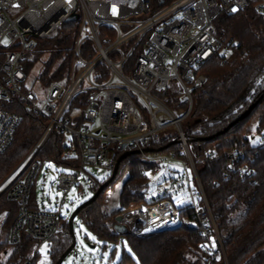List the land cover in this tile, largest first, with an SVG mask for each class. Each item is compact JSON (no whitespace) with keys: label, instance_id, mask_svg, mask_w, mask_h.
Masks as SVG:
<instances>
[{"label":"built area","instance_id":"2783aa9c","mask_svg":"<svg viewBox=\"0 0 264 264\" xmlns=\"http://www.w3.org/2000/svg\"><path fill=\"white\" fill-rule=\"evenodd\" d=\"M247 10L264 20V0H0V154L15 142L22 110L46 122L31 151L0 183V196L6 194L21 205L10 241L17 244L26 233L37 240L28 248L33 257L43 252L49 256L51 239L62 232L67 220L65 204L72 190L79 189V197L85 189L95 194L111 179L123 154L139 151L143 160L159 163L149 172L156 178L155 185L160 180L173 182L170 164H181L192 202L187 205L180 199L183 205L177 207L165 199L124 211L122 223L128 233L142 237L175 230L183 225L182 210L190 208L199 219L200 252L228 264L183 123L194 112L195 90L207 82L204 65L225 44L220 19ZM72 16L76 19L71 21ZM67 22L75 24L72 45L65 52L67 67L55 71L57 78L46 84L43 65L50 56L37 66L34 61L46 53L41 41L53 37ZM29 79L33 87L27 86ZM172 86H178L190 103L184 116L176 115L166 103ZM140 109L148 112V118ZM53 136L62 138L61 154L57 160L40 158ZM164 140L169 148L146 152L165 147L154 146ZM174 146L179 149L166 152ZM247 147H233L229 171L238 168L244 178H251L256 169L241 163ZM254 147L264 148V138ZM69 160L76 164H66ZM248 160L251 164L255 159L249 156ZM89 166L109 172L100 179L88 172ZM51 171L58 203L30 209L35 179L40 173L46 179ZM111 198L107 191L105 202ZM67 212L72 208L67 207ZM28 258L25 264H31Z\"/></svg>","mask_w":264,"mask_h":264},{"label":"trees","instance_id":"16d2710c","mask_svg":"<svg viewBox=\"0 0 264 264\" xmlns=\"http://www.w3.org/2000/svg\"><path fill=\"white\" fill-rule=\"evenodd\" d=\"M74 26V23L67 22L53 37L41 41L42 51L48 52L50 56L43 65L44 83L55 80L57 70L59 72L67 67L69 57L66 53L72 45ZM219 33L223 35L225 44L218 56L203 67L207 82L194 92V119L187 125L186 134L223 238L229 264H264V148L252 144L253 132L264 130V20L253 10H247L239 16L225 15L219 21ZM222 51L230 52L231 55H222ZM255 103L257 106L247 118L236 123L227 133L218 135ZM21 113L23 119L15 142L5 153L0 154V183L30 152L44 130V119L28 110H22ZM208 137L212 138L208 141L199 140ZM61 143L62 138L53 136L40 158L57 160L61 154ZM168 143L164 140L154 146L166 147ZM237 144L242 149L244 145L248 146L244 148L246 157L241 163L248 162L256 169L254 177L244 178L238 168L229 171L233 162L232 149ZM173 149L179 147L174 146L166 151ZM210 153L213 155L209 156ZM249 156L255 159L254 163L250 164ZM66 164L76 162L69 160ZM158 166L159 163L147 162L140 155L128 157L111 183L123 182L121 209L108 210L106 207L105 194L110 185L93 204L79 213L80 222L98 239L118 241L122 235L117 234L114 227L117 217L124 211L135 209L141 204L171 199V195H167L158 200H148V174ZM29 208L41 209L35 187L30 196ZM20 209L21 205L10 201L6 194L0 196V216L4 215L1 232H7L10 236ZM181 219L183 225L175 230L142 237L130 233L124 235L133 254L125 250L119 264H223L200 252L203 238L195 211L183 209ZM36 241L26 233L17 244L10 239L2 241L0 238V264H10L11 259H5V255L13 245L28 249ZM72 243L70 226L65 220L62 232L51 239L49 264H56ZM38 256L28 258L29 262L36 264Z\"/></svg>","mask_w":264,"mask_h":264},{"label":"rangeland","instance_id":"374dc122","mask_svg":"<svg viewBox=\"0 0 264 264\" xmlns=\"http://www.w3.org/2000/svg\"><path fill=\"white\" fill-rule=\"evenodd\" d=\"M47 53L48 52L42 55H37L36 60L34 61L35 66L47 59L49 56ZM224 54H227L228 56L231 55L230 52L222 51V55ZM27 86H34L33 79L28 80ZM166 103L176 115L184 116L190 109V103H188L187 97L182 93V90L178 86L171 87ZM140 112L144 119L148 118L147 111L140 109ZM193 119L194 117L192 114L184 121V126L186 127ZM169 130L174 131L172 134L174 135V140H177L175 128L171 127ZM263 138L264 130L262 132H258L257 130L254 131L252 144L255 145L259 143L263 140ZM170 167L172 171V173L170 172V176L173 178V182H164L163 180H160L158 184L155 185L154 181L156 178L148 174L150 177V191L148 194V200L154 201L167 195H171V200L176 203L177 207H181L183 203L189 205L192 202V199L186 171L184 167H182V165L177 162H171ZM87 170L100 179L104 178L109 172L107 169L100 166H89L87 167ZM53 174L54 173L51 171L45 179L43 173H40L35 179L37 201L41 207L49 208L51 206H55L58 203L56 188L52 187ZM190 180H193L192 175L190 176ZM122 186L123 182L118 181L113 183L109 188L107 187L108 192H110L112 195L110 202H106V207L108 210L121 209L120 194L122 191ZM192 187L195 189L196 195H198V191L194 184ZM79 193V189H73L66 200L64 216L67 218V220H69L73 211H75L80 205H82L94 195V193L88 189H85L82 196L80 197ZM180 199H183V203H179ZM67 207H71L72 212H67ZM74 228L77 238L76 250L78 251V257H75L74 254H71L66 258L63 264H119L125 250L128 253L133 254V251L128 245L127 238L125 236H121L116 242L100 240L94 234H92L83 223L80 222L79 218L76 219ZM0 238L2 241H7L10 239V236H8L7 232H1L0 229ZM28 256L33 257V253H30L29 250L23 246L13 245L5 255V259H11L10 264H25ZM36 264H49V257L47 256L46 252H43L38 256Z\"/></svg>","mask_w":264,"mask_h":264},{"label":"water","instance_id":"95a60500","mask_svg":"<svg viewBox=\"0 0 264 264\" xmlns=\"http://www.w3.org/2000/svg\"><path fill=\"white\" fill-rule=\"evenodd\" d=\"M76 19V16H72L70 18V20H75ZM257 106V103L253 104L245 113H243L236 121H234L233 123H231L226 129H224L223 131L219 132L218 135H222V134H225L228 132V130L233 127L236 123L244 120L245 118H247L250 113L252 112V110ZM212 137H208V138H201L199 140L201 141H208L210 140ZM174 143H177V142H174ZM171 145H168L166 147H162V148H159V149H154V148H151V149H147L146 152H161L167 148H169ZM139 154V151H134V152H128V153H125L123 154L117 161V164H116V167H115V170L113 172V175L111 177V179L105 183V185L102 187L101 190H99L98 192H96L89 200H87L86 202H84L82 205H80L75 211H73L70 215V218L68 220V223H69V226H70V232H71V235H72V239H73V243L71 245V247L60 257V259L58 260V262L56 264H63L64 261L66 260V258L71 255V254H74L75 257H78V251L76 250V246H77V238H76V235H75V221L76 219L78 218V215L79 213L84 209L86 208L87 206L93 204L101 195V193L111 185L112 182L115 181V179L117 178L118 176V173H119V169H120V166L122 164V162L127 159L128 157H130L131 155H137ZM115 231L117 234L119 235H126L128 233L127 231V228L126 226L122 223V217L119 216L117 217V220H116V224H115Z\"/></svg>","mask_w":264,"mask_h":264},{"label":"crops","instance_id":"0c3cea01","mask_svg":"<svg viewBox=\"0 0 264 264\" xmlns=\"http://www.w3.org/2000/svg\"><path fill=\"white\" fill-rule=\"evenodd\" d=\"M3 222H4V215H1L0 216V226L1 227H2ZM1 227H0V229H1Z\"/></svg>","mask_w":264,"mask_h":264},{"label":"snow or ice","instance_id":"6c2138e0","mask_svg":"<svg viewBox=\"0 0 264 264\" xmlns=\"http://www.w3.org/2000/svg\"><path fill=\"white\" fill-rule=\"evenodd\" d=\"M112 10H113V13L115 14V12H116V9H115V7H113V9H112ZM232 11H233V12H235V11H237V9H236V8H233V9H232ZM93 239H94V238H93Z\"/></svg>","mask_w":264,"mask_h":264}]
</instances>
